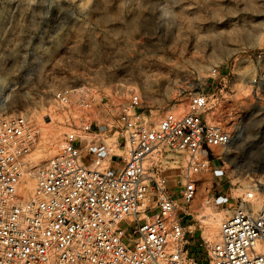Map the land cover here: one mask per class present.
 <instances>
[{
    "label": "rangeland",
    "instance_id": "rangeland-1",
    "mask_svg": "<svg viewBox=\"0 0 264 264\" xmlns=\"http://www.w3.org/2000/svg\"><path fill=\"white\" fill-rule=\"evenodd\" d=\"M81 87L93 100L86 116L95 131L132 95L149 122L185 112L192 94L208 96L206 120L233 143L215 149L196 176L193 202H178L192 255L201 259L200 245L217 240L220 225L206 238L208 215L221 223L240 206L255 211L245 195L264 188V0H0V120L26 117L35 146L49 147L46 162L69 131L53 94ZM100 133L87 150L117 138ZM166 158L164 168L184 164L177 153Z\"/></svg>",
    "mask_w": 264,
    "mask_h": 264
},
{
    "label": "built area",
    "instance_id": "built-area-1",
    "mask_svg": "<svg viewBox=\"0 0 264 264\" xmlns=\"http://www.w3.org/2000/svg\"><path fill=\"white\" fill-rule=\"evenodd\" d=\"M53 101L67 112L69 131L35 170L27 198L20 192L25 158L38 131L24 116L0 120V264H264V194L255 214L240 206L220 223L217 240L200 245L204 257L188 249V213L178 215V202H193L196 176L210 169L215 149L233 143L221 124L206 120V94L190 95L185 112H166L158 122L132 95L99 128L117 134L112 145L89 150L101 133L86 116L87 89H60ZM171 153L183 166L163 167ZM115 157L121 163L113 168Z\"/></svg>",
    "mask_w": 264,
    "mask_h": 264
},
{
    "label": "bare ground",
    "instance_id": "bare-ground-1",
    "mask_svg": "<svg viewBox=\"0 0 264 264\" xmlns=\"http://www.w3.org/2000/svg\"><path fill=\"white\" fill-rule=\"evenodd\" d=\"M180 110V109H178ZM182 111V110H181ZM45 142H42L41 144L34 146V148L32 149V153L26 156L25 158V165L27 167L26 169V177L23 183V187L22 190L20 189V192L22 191V194L24 195L25 198H27L30 194H26L27 190H30L32 188V184L30 179H34V172L37 168L43 166L46 163V158L50 155L48 153L49 151V147L44 144ZM29 156V158L27 159V157ZM54 156V155H53ZM52 156V157H53ZM50 159V158H49ZM48 161V160H47ZM35 182V181H34ZM259 187V185H258ZM264 194V188L261 189H257L255 195L253 194H249L248 192H246V197L248 200L249 198L251 200V206L253 207V209H255L254 212H251L253 214H255L260 207V198H262V195ZM262 200V199H261ZM207 223L209 226V230L208 232H206V238H209V240H213L214 237V233L216 232L214 229L216 228V226H219L220 224V217L217 218L214 215L210 214L208 215V219ZM215 231V232H214ZM205 236V235H204Z\"/></svg>",
    "mask_w": 264,
    "mask_h": 264
}]
</instances>
